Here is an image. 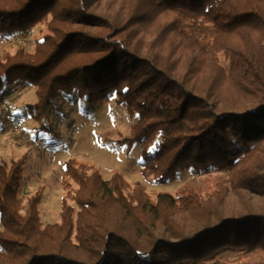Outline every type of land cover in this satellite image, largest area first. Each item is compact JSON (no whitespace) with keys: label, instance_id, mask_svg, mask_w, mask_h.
I'll return each instance as SVG.
<instances>
[{"label":"trees","instance_id":"trees-1","mask_svg":"<svg viewBox=\"0 0 264 264\" xmlns=\"http://www.w3.org/2000/svg\"><path fill=\"white\" fill-rule=\"evenodd\" d=\"M38 24L33 51L0 57V130L31 87L40 125L60 98L114 92L136 119L119 143L154 184L208 178L153 198L70 159L44 225L43 192L20 197L22 159L0 165V264H229L230 250L264 264V0H0L1 37Z\"/></svg>","mask_w":264,"mask_h":264},{"label":"rangeland","instance_id":"rangeland-1","mask_svg":"<svg viewBox=\"0 0 264 264\" xmlns=\"http://www.w3.org/2000/svg\"><path fill=\"white\" fill-rule=\"evenodd\" d=\"M42 32L43 24H38L25 36H0V57L6 53L14 54L21 45L33 51L36 40L42 38ZM221 63L227 67L223 56ZM36 100L33 87L24 91L16 102L18 113L23 117L13 118L6 123L4 130H0V165L9 168L13 161L22 159L20 197L25 198L36 191L43 192L40 213L44 225L60 222L63 201L67 196L63 184L64 165L70 159L100 169L104 179L114 172H120L131 186L140 184L153 198L160 193L175 194L193 180L208 178L193 172H183L167 184H154L151 174L142 170L140 149L127 152L119 143L130 135L136 119L124 105L116 103L114 92L96 102H89L88 96L80 98L77 94L70 102L60 98V112L55 114L57 110L54 109V117L44 120L43 125L31 120L26 110H23L24 105L35 103ZM2 107L0 117L4 119L8 105ZM42 126L47 130L39 132ZM219 175L215 172L210 177ZM250 255L248 250H230L222 253L220 258L229 264H242Z\"/></svg>","mask_w":264,"mask_h":264}]
</instances>
